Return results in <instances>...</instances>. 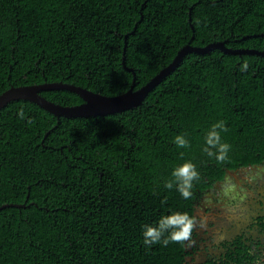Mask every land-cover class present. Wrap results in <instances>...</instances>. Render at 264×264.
<instances>
[{
	"label": "trees",
	"instance_id": "16d2710c",
	"mask_svg": "<svg viewBox=\"0 0 264 264\" xmlns=\"http://www.w3.org/2000/svg\"><path fill=\"white\" fill-rule=\"evenodd\" d=\"M217 41L264 51V0H0V93L63 81L116 95L145 84L184 45ZM40 93L83 101L64 88ZM220 120L232 146L222 164L202 152ZM188 160L200 180L185 200L164 184ZM263 162V54L188 51L139 105L105 115L57 116L11 100L0 108V205H19L0 208V264H186L188 246L146 247L142 226L194 215L226 170Z\"/></svg>",
	"mask_w": 264,
	"mask_h": 264
},
{
	"label": "flooded vegetation",
	"instance_id": "af4514ba",
	"mask_svg": "<svg viewBox=\"0 0 264 264\" xmlns=\"http://www.w3.org/2000/svg\"><path fill=\"white\" fill-rule=\"evenodd\" d=\"M229 175L248 189L258 186L261 196L243 198L250 203L243 209L242 193L226 185ZM253 202L258 212L249 216ZM243 213L247 220L240 216ZM194 215L204 219L205 227L194 232V243L185 250L186 264H238L240 259L264 264V162L226 170L222 180L200 195Z\"/></svg>",
	"mask_w": 264,
	"mask_h": 264
},
{
	"label": "water",
	"instance_id": "95a60500",
	"mask_svg": "<svg viewBox=\"0 0 264 264\" xmlns=\"http://www.w3.org/2000/svg\"><path fill=\"white\" fill-rule=\"evenodd\" d=\"M193 27V25H192ZM212 48H219L224 52L241 53L250 52L263 54V50L258 49H233L225 45L224 41H217L208 43L205 46H192L186 44L181 47L172 61L166 66L160 69L154 76H152L145 84L135 88V82L130 87L116 95H106L100 92L93 91L87 87L76 85L74 83H68L63 81L43 82L24 85H12L0 93V108L6 105L8 102L14 99H28L31 100L53 114L60 116L65 115L69 117L76 116H93V115H105L108 113L119 112L131 107L139 105L146 94L153 89L166 75L173 71L181 61L183 55L188 51L206 52ZM122 63L127 70H130L135 74V70L131 66H127L125 62V55L122 57ZM64 88L78 93L83 101L81 103L73 105H64L54 102L40 92L45 89H59ZM6 205H19V204H2L0 208Z\"/></svg>",
	"mask_w": 264,
	"mask_h": 264
},
{
	"label": "clouds",
	"instance_id": "9594fccd",
	"mask_svg": "<svg viewBox=\"0 0 264 264\" xmlns=\"http://www.w3.org/2000/svg\"><path fill=\"white\" fill-rule=\"evenodd\" d=\"M247 67L248 65L245 63L242 70H247ZM23 116L24 113L21 110L20 118ZM227 131L225 121L220 120L212 124L203 135L202 152L209 159H214L221 164L228 161L229 153L232 150V146L222 140L221 133ZM174 143L180 148L190 147V141L185 135H177L174 138ZM199 180L200 173L196 164L188 160L172 170L171 178L165 182L164 187L169 190L175 188L185 200H188L192 196L194 183ZM204 227L203 218L187 211H174L161 216L155 224L142 226L143 243L146 247H152L156 244L167 246L169 243L191 246L194 243V232Z\"/></svg>",
	"mask_w": 264,
	"mask_h": 264
},
{
	"label": "rangeland",
	"instance_id": "374dc122",
	"mask_svg": "<svg viewBox=\"0 0 264 264\" xmlns=\"http://www.w3.org/2000/svg\"><path fill=\"white\" fill-rule=\"evenodd\" d=\"M229 176L230 177H228L229 179L227 180L226 185H228V186L232 185L233 187L238 188V191L242 193V200L244 198V199H248V201H251V199L249 198L248 195H251V196L253 195L256 197L261 196L258 186H257V188H254V189H248V187H244L243 185H241V182L239 180H237L238 177L236 178V177L231 176V175H229ZM208 195H211V193ZM206 198H208V196H206ZM243 202L245 203V204H243V209H245L246 204H250V203H247L245 200H243ZM255 212H258V210H257L256 204L253 202L251 204V206L249 207V209L247 210V213L249 216L250 215L252 216ZM248 215H245L244 213H243V215L240 214V216L243 217V220L244 219L247 220ZM213 250H215V248Z\"/></svg>",
	"mask_w": 264,
	"mask_h": 264
}]
</instances>
